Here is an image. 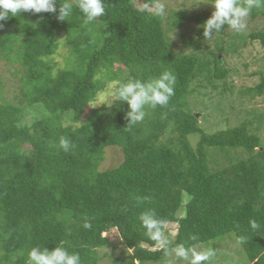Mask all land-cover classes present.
I'll use <instances>...</instances> for the list:
<instances>
[{
  "label": "trees",
  "instance_id": "obj_1",
  "mask_svg": "<svg viewBox=\"0 0 264 264\" xmlns=\"http://www.w3.org/2000/svg\"><path fill=\"white\" fill-rule=\"evenodd\" d=\"M166 11L155 0H0V61L18 79L14 96L0 87V264H31L36 254L45 264H100L111 229L125 251L112 264L165 261L201 245L209 263L228 237L242 255L232 264H264V115L209 133L188 100L196 88L232 90L240 69L226 54L248 43L264 52V26L234 25L264 22V0ZM187 23L198 25L194 37ZM169 32L192 50L175 51ZM59 34L67 65L55 69ZM263 69L240 91L262 95ZM111 81L116 98L89 109ZM30 109L40 117L23 124ZM107 147L123 157L100 170ZM213 151L223 165L211 166ZM174 222V235L155 248Z\"/></svg>",
  "mask_w": 264,
  "mask_h": 264
},
{
  "label": "rangeland",
  "instance_id": "obj_2",
  "mask_svg": "<svg viewBox=\"0 0 264 264\" xmlns=\"http://www.w3.org/2000/svg\"><path fill=\"white\" fill-rule=\"evenodd\" d=\"M222 0H215L214 3L211 0H155V7L163 9L166 8L167 11L164 15L171 10H176L178 8H185L189 10H202L205 11L214 5H218V3ZM138 6H141V2H136ZM235 29L240 27L241 29L250 30L253 26L260 25L264 26V22L260 23L258 21H250L249 16L245 19H240L234 21ZM198 25L195 23H187V27L185 28L188 36L194 37L195 30ZM175 29L174 31H177ZM169 38L177 44L174 47L176 50H181L182 52H189L192 49L186 48V46L182 43L180 37L175 35L174 32L168 33ZM215 37H209L206 39L208 43V48H214V40ZM59 41V46L56 50V53L53 55V63L55 69L66 67L67 63L65 57L67 56V46L64 44V34H59L57 36ZM228 39V38H227ZM234 43L236 41L234 40ZM232 42V45H234ZM257 44L248 43L245 48H240L241 54H226V60L231 66H235L240 69L239 73H232L231 80L233 83L232 90H227L224 94L216 95L215 92L208 93L209 89L204 88H196V92L192 94L190 97L188 96V100H190L192 110L196 111L199 114L198 123L206 130V132L213 133L219 129H225L229 127H233L238 125L244 119L253 118L254 114H263L264 115V92L262 95H256L254 98H250L247 93L245 95L244 92H241V89H247V87H251L253 84L257 83L259 79L258 76H254L253 72L256 71L262 64H264L263 60V51L259 49V53H257ZM201 57L205 56L208 53L207 49L200 48L198 51H194ZM253 56H256L254 59ZM261 59L263 62H261ZM248 62V67L243 68L242 62ZM264 70V69H263ZM13 67L9 64L4 63L2 60L0 61V78L4 80L3 84H0L1 91L4 96L11 97L15 94V87L18 83V79L12 73ZM254 76V77H253ZM116 83L117 82H107V86L102 93H100L94 102H91L88 107L89 109L94 108L96 105L101 103H110L113 99L116 98ZM189 88L195 87L198 83L196 80L191 82ZM201 91V92H199ZM207 92V93H206ZM241 92V93H240ZM220 103V104H218ZM41 110V106H38ZM27 110L24 115L23 124H31L36 118L40 117V113L38 111ZM88 109V110H89ZM258 136L261 139V147L259 149L264 148V117L262 121L259 123V129L257 130ZM192 144L195 146L197 141L199 140V135L194 134L190 137ZM27 146V145H24ZM258 149V148H257ZM216 156L210 157L211 166L214 168L217 166L216 158H218V162L220 165H223L222 162V154L214 153ZM123 154L122 151L118 147H107L105 151V159L100 162L99 169L104 170L111 167L116 166L122 160ZM189 199L187 194L183 196V202H186ZM179 215H184V210L178 213ZM176 224L170 223L165 226V233L163 235L162 241L155 246V248L160 247L167 239V236L174 235L176 232ZM109 240L110 244L101 249L100 253H107L110 257H104L100 260V264H112L110 259L116 258L117 260H122V257L125 255V251H123V246L119 242V236L115 229H111L110 231L104 232ZM215 251L217 252V256H211L212 260L207 263L203 259L205 256L209 255L207 245L196 246L193 249H190L187 253H183L182 251L174 250L171 255L166 257L165 261H159L154 263L147 264H232V261L241 258V254L236 253L238 249L237 243L233 241L231 237H228L224 240H220L214 244ZM29 262L31 264H45L44 258L40 255H34L30 258ZM122 264H141L139 262L131 263L130 261L123 262ZM244 264H249L247 261H244Z\"/></svg>",
  "mask_w": 264,
  "mask_h": 264
},
{
  "label": "clouds",
  "instance_id": "obj_3",
  "mask_svg": "<svg viewBox=\"0 0 264 264\" xmlns=\"http://www.w3.org/2000/svg\"><path fill=\"white\" fill-rule=\"evenodd\" d=\"M181 211H182V210H181ZM174 223H175V222H174ZM174 223H173V224H174ZM175 224H176V227H175V228H177V223H175Z\"/></svg>",
  "mask_w": 264,
  "mask_h": 264
}]
</instances>
